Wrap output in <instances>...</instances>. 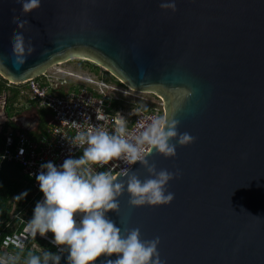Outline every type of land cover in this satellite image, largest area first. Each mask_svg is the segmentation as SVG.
<instances>
[{
  "label": "water",
  "instance_id": "95a60500",
  "mask_svg": "<svg viewBox=\"0 0 264 264\" xmlns=\"http://www.w3.org/2000/svg\"><path fill=\"white\" fill-rule=\"evenodd\" d=\"M171 2L41 0L24 13L17 0H0V74L23 82L84 56L161 97L178 131L195 137L175 156L148 154L158 170H180L167 185L174 199L132 206L125 191L109 215L122 231L139 228L142 240L159 236L166 264H264V0L161 6ZM14 19L28 23L16 28ZM17 32L34 45L19 66L11 48ZM0 113L2 131L13 117L5 103ZM132 170L149 175L139 162Z\"/></svg>",
  "mask_w": 264,
  "mask_h": 264
},
{
  "label": "clouds",
  "instance_id": "9594fccd",
  "mask_svg": "<svg viewBox=\"0 0 264 264\" xmlns=\"http://www.w3.org/2000/svg\"><path fill=\"white\" fill-rule=\"evenodd\" d=\"M40 3L41 0H17V7L28 13ZM161 6L176 8L174 0ZM15 15L13 13L14 18ZM27 23V20L14 19L13 26L24 29ZM11 48L18 66L34 51V45L30 39L26 41L23 32L15 34ZM134 111L139 113L142 108ZM179 123L167 115L158 116L138 133H133L121 114L113 130L93 125L76 133L73 144L86 145L81 155L68 156L61 164L52 160L42 163L36 180L43 197L33 208L28 229L32 236L52 232L51 243L58 247L56 251L48 249L40 254L30 252L23 264H60L65 253L67 264H96L101 254L106 258L99 264H166L158 251L159 236L142 240L139 228L122 231L109 213L110 210L119 212L118 198L125 191L129 193L132 206L168 204L174 199L175 194L167 191V185L174 176L181 174L180 170H158L148 154L155 149L172 157L176 155L177 145L194 142L193 135L178 131ZM114 160L128 166L121 167L119 173L92 167ZM136 162L149 173L143 180L132 170ZM27 194L25 190L16 198H24ZM112 253L117 254L114 259L110 258ZM20 260L21 257L14 253L0 255V264H18Z\"/></svg>",
  "mask_w": 264,
  "mask_h": 264
},
{
  "label": "built area",
  "instance_id": "2783aa9c",
  "mask_svg": "<svg viewBox=\"0 0 264 264\" xmlns=\"http://www.w3.org/2000/svg\"><path fill=\"white\" fill-rule=\"evenodd\" d=\"M61 63L63 62L58 64ZM56 66H52L54 68L52 71H49L50 67L23 82L12 81V84L20 86L18 91L22 93L30 91L31 99L39 107L51 112L53 123L39 134H32L22 129L17 133L18 129L12 127L6 131L5 147L0 153V170L4 160L20 162L27 176L33 179L34 189L27 206L18 210L14 206L8 219H4L0 215V234L5 232L0 245V255L4 253L17 254L15 249H25L29 244L32 249L39 252L46 250L48 246L57 250L58 246L51 243L50 240L54 235L52 232H48L45 236H41L39 233L32 236L28 229V220L32 216L33 208L36 202L43 197L39 182L36 180V174L41 171L40 166L46 161L52 160L56 164H61L68 156L82 154L83 147L86 145L73 144V138L81 128L98 125L113 130L116 119L123 114L127 119L129 131L138 133L147 126L152 118L165 115L164 102L159 96L158 98L162 101L161 112L159 108H142L139 113L134 110L126 111V100L123 99L121 105L114 106L112 98L120 97L114 94L108 95L105 90L107 88L119 90L118 86L108 84L104 79L97 81L94 78ZM62 73L94 82L98 86L92 87V90L86 87L72 88L70 80ZM123 84L125 83L123 82ZM97 89L100 94L94 93ZM127 166L122 161L115 160L103 165H92L95 170L111 169L114 173H118L121 167Z\"/></svg>",
  "mask_w": 264,
  "mask_h": 264
},
{
  "label": "rangeland",
  "instance_id": "374dc122",
  "mask_svg": "<svg viewBox=\"0 0 264 264\" xmlns=\"http://www.w3.org/2000/svg\"><path fill=\"white\" fill-rule=\"evenodd\" d=\"M88 61V62H86ZM94 62L92 59H87V57L81 56L78 58L72 57L67 61H64L61 64H58L56 67H61L66 69L67 71H73L75 73L94 78L97 81H100L101 79H104V81L108 84H111L113 86H118L120 89L115 90L112 88H107L105 89L108 92V95H116L118 97H122V99L126 100V111H133L136 109V107L143 108V109H154V108H159L161 112V105L162 101L158 96L151 92L150 90H135L130 88L129 86L120 83L118 81V77L114 78L112 77L108 72H106L107 68L99 64V68L94 66ZM54 68H50L49 71ZM62 75H66L68 79L70 80L71 87L75 89H79L81 87H86L92 90V87H97L98 84L94 82H90L85 79L78 78L76 76H70L67 75V73H62ZM13 86L16 89H20V86L18 84H13ZM20 92V93H19ZM18 92L17 97L14 99L15 100V107L18 109V111H21L23 108L27 107L28 103L33 102L34 100L31 99V92L26 91L22 93L21 91ZM95 94H100L99 90L94 91ZM2 98L0 97V109H1V104H2ZM129 107V108H128ZM1 112V111H0ZM48 112L46 109H41L40 113H46ZM27 113V112H26ZM48 121L46 119H42V122L31 132L33 134L38 133L39 131H45L47 127ZM27 206V205H26ZM21 262L25 259V256L22 254L21 256Z\"/></svg>",
  "mask_w": 264,
  "mask_h": 264
},
{
  "label": "trees",
  "instance_id": "16d2710c",
  "mask_svg": "<svg viewBox=\"0 0 264 264\" xmlns=\"http://www.w3.org/2000/svg\"><path fill=\"white\" fill-rule=\"evenodd\" d=\"M88 62V61H86ZM89 63V62H88ZM94 66L99 68V64L93 63ZM112 77L117 78L110 71L106 70ZM120 83H123L118 79ZM11 85L8 84V79L4 78L0 74V94L4 91H8L11 89ZM18 89L15 88V96L14 99L18 95ZM112 102L114 106H119L123 103V99L120 98H112ZM9 127L16 129L15 125H9L5 127L4 131L0 132V153L4 150L5 141H6V131ZM31 133V131L29 132ZM33 179L27 176V174L23 170V166L18 161H2L1 170H0V215L4 219H8L10 216V212L15 206L18 210L26 205L31 200V194L33 193ZM28 190V194L24 198H16L23 191ZM16 196V197H15ZM30 209V208H29ZM0 234V245L2 242L3 234ZM51 249L56 251L54 247L48 246L46 250ZM16 253L21 256L22 254L27 257L28 253L33 252L40 254L38 250L32 249L31 245H27L25 249H15ZM18 264H23V262H18Z\"/></svg>",
  "mask_w": 264,
  "mask_h": 264
},
{
  "label": "flooded vegetation",
  "instance_id": "af4514ba",
  "mask_svg": "<svg viewBox=\"0 0 264 264\" xmlns=\"http://www.w3.org/2000/svg\"><path fill=\"white\" fill-rule=\"evenodd\" d=\"M8 84L11 85V89L7 91V101L5 102V97L0 94V97L2 98V104H1V109L0 111H4V103L6 110L8 111L9 115L13 117V119L8 120L7 122L4 123V129L5 127L9 125H15L16 128H20L21 126L29 125V121L33 120L37 116V111H35L32 107H25L21 111H18L16 109L15 105V100L13 101V97L15 96V87L12 84V81L8 80ZM27 112V113H26ZM24 114V116L22 115ZM25 115L28 117L26 118ZM4 116L2 113H0V119H2ZM25 117V118H23ZM4 129L2 131H4ZM0 131V132H2Z\"/></svg>",
  "mask_w": 264,
  "mask_h": 264
},
{
  "label": "crops",
  "instance_id": "0c3cea01",
  "mask_svg": "<svg viewBox=\"0 0 264 264\" xmlns=\"http://www.w3.org/2000/svg\"><path fill=\"white\" fill-rule=\"evenodd\" d=\"M28 105H29L28 107H32L35 111H37V116H36L33 120H30V121H29L30 124L32 123V121L37 122V123L35 124V126L33 127V129H35V128H36V127L42 122V119H43V118L46 119V120L48 121V124H47L46 129H47L49 126L52 125V123H53V118H52L51 112H50L48 109H46L48 112H46V113H40V110H41V109H45V108L39 107L35 101L28 103ZM22 115L24 116V114H22ZM25 117L28 118L26 115H25ZM25 117H23V118H25ZM35 122H34V123H35ZM16 129H20V130H21V129H22V126H21L20 128H16ZM33 129H30L29 132H30L31 130H33ZM22 130H23V129H22ZM40 132H42V131H39V132L36 133V134H39ZM31 133H32V132H31ZM32 134H33V133H32Z\"/></svg>",
  "mask_w": 264,
  "mask_h": 264
}]
</instances>
